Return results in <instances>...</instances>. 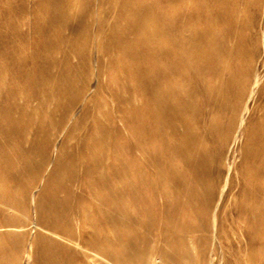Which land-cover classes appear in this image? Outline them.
<instances>
[{
	"label": "rangeland",
	"instance_id": "1",
	"mask_svg": "<svg viewBox=\"0 0 264 264\" xmlns=\"http://www.w3.org/2000/svg\"><path fill=\"white\" fill-rule=\"evenodd\" d=\"M137 1L140 9L151 10L153 18L164 11L166 1L171 21L189 18L197 36L191 47L208 52L225 43L231 49L229 56L212 57L217 65L210 68L211 59L201 54V61L198 58L189 64L178 81L161 87L162 97L155 105L154 115L174 114L180 134L185 121L199 124L194 131L202 137L198 154L207 159L191 155L194 140L174 137L168 146L157 132L153 147L144 152L137 149L141 135L129 124L139 121L142 113L124 100L138 86L150 90V82L139 83L138 75L158 71L133 60L137 46L129 40L128 22L118 17V6L127 0H0V173L14 181L9 186L12 195L17 192L9 209L2 204L4 188L0 184V236L8 234L0 239V251L8 244L13 264H52L44 252H61L59 264H88L87 251L62 242L59 236L78 242L97 236L109 246L116 241L115 248L121 238L129 237L136 247L171 250L156 242L164 238L167 226L159 218L149 224L154 214L141 217V210L130 208L129 202L122 203L127 210L121 214L106 208L104 200L88 196L82 166L91 165V157H96L119 164L117 170L130 164L132 174L140 171L143 179H150L148 188L163 212L162 197L177 189L165 173L184 170L190 174L195 167L207 187L206 200L199 216L185 220L213 225V231L206 233L212 237L208 255L200 264H264V225L255 231V245L249 252L237 222L241 206H264V0H184L185 6L180 0ZM194 5L195 9L190 8ZM139 35L147 38L157 32L144 30ZM110 55L129 58L131 75L126 67L112 69ZM237 64L239 74L233 71ZM197 69H207L211 76L204 77ZM226 69L223 77L218 75ZM223 79L240 83L222 88ZM173 87L177 98L167 97V90ZM178 100L182 108H188L176 111L181 108ZM149 101L148 95L138 97L135 105ZM170 122L161 125L169 130ZM182 158L184 162L176 163ZM59 159L63 167L50 184ZM161 164H168V169L160 168ZM247 180L252 182V197L242 191ZM53 197L64 200L69 212L58 207L52 212L44 208L41 214L39 202L48 206ZM113 204L118 207L121 203L114 200ZM49 223L56 229L50 232H56L58 238L40 230ZM96 229L102 233L96 235ZM41 236L48 239L46 243L38 240ZM18 238H22L21 250L16 253L14 241ZM194 248L188 243V255L175 253L173 262L197 261Z\"/></svg>",
	"mask_w": 264,
	"mask_h": 264
},
{
	"label": "bare ground",
	"instance_id": "2",
	"mask_svg": "<svg viewBox=\"0 0 264 264\" xmlns=\"http://www.w3.org/2000/svg\"><path fill=\"white\" fill-rule=\"evenodd\" d=\"M180 1L182 3L181 6H185L184 0H180ZM165 3L164 4L166 6H164V11L158 13L155 16L157 19L156 22L153 20L155 19V17L153 18V16L151 15L150 12L151 10L148 8L144 10L140 9L137 0H127V2L121 4V6H118V17L123 18L128 22V31L130 35L129 40L134 42L138 49L137 55L134 56L133 60L135 61V63L136 62L141 63L142 67L152 66L157 68L158 71L150 76L138 75L137 81L139 83L145 81L150 82V90L146 92L141 87L138 86L137 89L130 92L132 93L131 97L124 100L128 107H133L134 108L133 110L136 109V111L142 113V118H140L139 121H134L130 123L129 128L133 132L141 135V139H139L138 141L137 149L141 150L142 152H144L146 148L153 147L155 145V143L153 142V135L154 132H157L160 135L163 143L168 144V146L173 144L174 137H181L187 140L188 139L194 140L196 144L193 150L191 151V155L195 156L197 160L200 158L202 160L203 159L205 160L207 159V156L198 154L202 144L201 142L202 137L198 133H194V131L197 128L198 129L200 128L199 124L198 125L196 124L194 126L191 124L190 121L188 120L185 121L182 124L184 127V132L183 134H180V132L177 130V127L175 126V121H173L172 118L174 114L171 113L170 116L168 115V113H164L163 115H154L156 108L155 105L157 99H159L160 96L162 97L161 95L162 93L160 91L161 87L165 85L167 86L169 84L171 85L172 82L178 81L182 71H184V69L187 66H189V64L191 65L192 62L197 61V59L201 56V54L206 55L205 57L204 56L201 57H204L205 59L206 58L211 59V61L209 62L210 65L209 68H210L213 67V65H217L216 61H212V57L215 58L220 55L229 56L231 53V49L225 46V43H222L219 47H213L208 52H205V50L201 47L199 48L194 46L191 47L197 37L196 35H194L195 34L194 31L190 27L191 20L185 17L179 22L171 21L169 18V12L167 11L169 9L167 8L169 6V3L167 1ZM190 8L195 9L196 7L194 5L193 7ZM205 12L207 13V11ZM199 14L201 15L202 13ZM206 15L207 14H205V16ZM144 30L156 31L157 35L150 36L147 38H141L139 34L141 31ZM204 39L205 38H202V41ZM205 41L208 42V40H204L203 42ZM164 44H167L168 46L164 47L163 46ZM119 45L117 43V46ZM110 59L112 63L110 67H112V69L115 67H119V68L121 67V69H123L122 67H126L127 68L126 71L129 72L130 75L133 72L132 71L133 69L131 70V68H129L128 66L129 58H127L125 55H121L118 57L111 56ZM164 59H168L167 62H164L163 61ZM203 61L205 60L203 59ZM137 69L140 70L139 72H142L140 68ZM227 71L229 70L227 69L225 71L222 70L221 72H218V75L223 77L224 73ZM233 71L239 74L240 65L239 64L235 65ZM135 72L137 73V71ZM197 73L205 75L204 77L207 78L211 76L210 72L207 69H197ZM236 83H240V80L238 81L234 80L229 82V81H224L223 79L221 87L222 88L224 86L230 87L235 85ZM176 91L177 90L174 87L171 88L170 90H167L166 92L167 97L170 98V96L172 97V95L174 97L175 96L174 93ZM146 95L149 96L150 99L149 102L145 103L142 106L135 105L136 98L137 99L138 97L142 98ZM175 97L177 98V96ZM165 103L167 102L165 101ZM177 103L180 106L182 102H179L178 100ZM181 108L176 111H184L188 108V105H186L185 108L182 109ZM165 120L171 121L170 122L171 125L169 126L170 132L169 130H166V127L161 125V122ZM209 138L213 140L214 138L213 133L210 134ZM110 156L112 155L110 154L108 155L109 159ZM82 157H84V159H87V154L84 155L83 153ZM91 158H93L91 165L87 164L84 166L83 164L82 166L83 168H85V171L82 174L83 175L82 181L84 183H87L88 185L89 188L88 196L92 199L104 200L103 205H105L106 208L110 210L116 209L118 210V212H121V214L127 210L126 208H124L123 206L124 204L122 203H127V202L130 203V208L134 210L136 209L141 210L142 212L141 217H148V214H154L153 220L151 219L149 224L151 223L155 224L157 221L156 219L159 218L163 220V222L167 226V232L165 236H163L164 238H161L156 242L162 245L171 246V250L167 251L160 248L159 246H153V245L152 246L144 245V246L136 247L133 244V241L129 237H124V236L123 239L121 238L118 241V246H119L118 248H115L116 246L113 247V245L117 244L116 241L114 244H111V246H109L104 239L97 236L95 237V239L92 238L83 239L81 240V242H78L77 240H75V238L59 236L58 234L61 241L63 240L65 242H68V244L73 243L76 248L78 249L80 248L84 251H87L89 256L87 258L85 257L84 258L88 264H98V263L99 264H195V263L200 264L202 263V261H205L208 255L209 245L211 244V240H212V237L210 238L206 233L211 229L213 231V225L209 221H205L204 224L200 225V224H196V222L189 223L185 220L190 217L192 218L195 216H199L202 210L201 205L204 203V200H206L204 199L205 197L204 195L205 192L207 191V187L204 185L203 183L204 179H202V176L198 174L195 167H192L191 169L189 168L190 174L185 173L184 170L177 173H169V172L165 173L164 175L165 178L167 177V179L170 182L172 180L175 181L174 183L177 184L176 187L177 189L174 192H167L165 196L162 197V199L164 200L163 206L165 207V210L163 212L162 210L164 208L162 210L160 209L156 196L148 188L149 184H151L150 179H146V178L143 179L140 171L137 172L133 170V174H132V171L130 170L131 167L130 164H126V166L117 170L115 168L116 165H118L119 167V164H108L107 163L108 159H104V158L102 159H97L96 157H91ZM182 162H184V159L181 160V162L177 161L176 163H182ZM63 164H64L63 160L59 159L56 165L57 169L55 168L54 170V175L51 178L50 184H53V182L55 181V178L58 172L63 167ZM165 164L164 165L161 164L160 168L164 170L168 169V164L167 165ZM1 171L4 170L2 169ZM0 174H1L0 184L3 185L4 188V193L1 195L4 200L2 204H4L7 208L10 209L12 205L9 204L11 203L10 201L11 197L17 196V192L16 194L12 195L11 188L9 187L10 184L14 183V181L6 177L4 175L5 172L4 173L2 172ZM251 187H252V182L247 180L242 186V191L252 197ZM64 189L66 190L69 188L64 187ZM50 200L51 202L48 204V206H44V203H42V201L39 202L38 209L41 214H44L45 212L44 208L52 212L55 211L56 208L60 207L63 212H65L66 210L69 212V210L65 205L66 203L64 202V200L59 199L57 197H53V199ZM114 200H119L121 203L120 206L115 207L113 204ZM249 205H251V203ZM239 211L240 212L237 220L238 227L239 230H242V232L244 233V237H245L244 242L248 246V251L250 252L252 250V247L255 245V240L257 237L255 231L259 227L264 225V206L257 204L256 207L252 208V206H250L248 208L247 205H244L240 207ZM81 220L83 219L81 218ZM65 222L67 223V221ZM53 227L55 226L49 223L47 224V226L41 225L40 230L44 231L47 234L54 235L56 236V238H58L56 232L54 231L50 232L53 229H55ZM94 233L96 235L101 234L102 229H96ZM227 234L228 233H226V235ZM7 235L8 234L1 235L0 239L5 240L6 238H8ZM220 235L221 233H219L218 237H220ZM21 240L22 238H18L14 241L15 248L17 249L16 253L20 252L21 250L20 248ZM38 240L46 243L48 239H45L41 236L38 237ZM49 242H53V240ZM188 243L196 246V248L194 249L196 251L197 261L193 262L190 259H183L180 262H173L175 253L188 255ZM9 247L10 246H8V244H5L3 246L2 251H0V264H13V262L11 261L13 255H11L8 252V250L10 249ZM69 251L70 250H68V252ZM44 253L46 254L48 252H44ZM45 254L44 256H46L47 259L50 260L52 264H59L58 263L59 254L58 255L56 253L51 255L48 254L45 255ZM147 255H149L148 259H146ZM72 262H76L75 259L74 260L72 259Z\"/></svg>",
	"mask_w": 264,
	"mask_h": 264
}]
</instances>
